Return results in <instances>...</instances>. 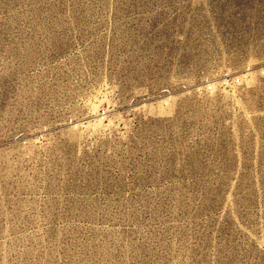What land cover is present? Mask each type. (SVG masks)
Listing matches in <instances>:
<instances>
[{
  "label": "rangeland",
  "instance_id": "374dc122",
  "mask_svg": "<svg viewBox=\"0 0 264 264\" xmlns=\"http://www.w3.org/2000/svg\"><path fill=\"white\" fill-rule=\"evenodd\" d=\"M0 264H264V0H0Z\"/></svg>",
  "mask_w": 264,
  "mask_h": 264
}]
</instances>
